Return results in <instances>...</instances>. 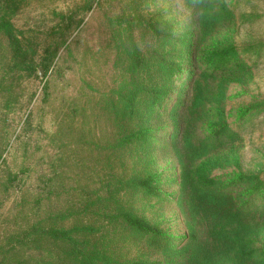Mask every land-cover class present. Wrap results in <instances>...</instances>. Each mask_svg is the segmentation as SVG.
I'll return each instance as SVG.
<instances>
[{"label":"rangeland","instance_id":"obj_1","mask_svg":"<svg viewBox=\"0 0 264 264\" xmlns=\"http://www.w3.org/2000/svg\"><path fill=\"white\" fill-rule=\"evenodd\" d=\"M225 3L224 24L214 35L232 32L237 62L214 71L201 61L212 36H202L195 0H0V20L10 17L34 67L12 69L0 28V264H59L57 253L70 245L46 238L52 225H83L109 260L180 262L116 212L158 224L173 245L191 240L183 183L192 195L201 160L187 149L188 135L223 146L212 156L236 158L238 164L231 159L214 176L256 173L264 180V0H216L214 8ZM165 29L175 42H189L178 45L176 51L186 49L183 69L169 82L164 72L175 49L168 44L175 42L161 37ZM196 79L205 97L198 111ZM162 80L169 94L152 115V133L140 135L146 93ZM149 174L157 175L159 197L131 182ZM262 226L249 242L251 264H264ZM198 228L201 243L206 227Z\"/></svg>","mask_w":264,"mask_h":264},{"label":"trees","instance_id":"obj_2","mask_svg":"<svg viewBox=\"0 0 264 264\" xmlns=\"http://www.w3.org/2000/svg\"><path fill=\"white\" fill-rule=\"evenodd\" d=\"M9 2L17 4L18 0H9ZM195 2L201 11V25L204 28L202 36H212V42L204 50L201 61L206 67L209 66L214 71L222 69L230 62L236 64V55H238L239 47L233 41L232 32L227 30L223 38L220 35H214L217 27L224 24L223 20L224 15L227 14V4L225 3V5L215 9L214 2L216 0H195ZM13 27L14 24L10 17H1L0 28L4 30L7 42L11 48L10 52L13 53L12 69L20 73L34 67L27 59L22 37L16 33ZM172 35L173 30L165 29L161 37L164 40L175 42L172 39ZM182 39L180 37L175 43L170 44V42L168 44V46L175 49V55L174 53L171 54L178 61L176 62L172 58L169 59L171 63H167L168 65H166V71L164 72L166 82L170 81L173 73L177 74L183 69V65H180V63L184 61L183 55H186V49L180 51H176V49L180 43L184 47L189 42ZM251 47H255V45H249L250 50ZM187 50L190 51V49ZM187 54L190 53L187 52ZM141 63L146 68L151 67V62L148 60L141 59ZM173 63H177V65L173 66ZM160 82L161 85H156L151 89V92L147 91L146 93L147 98L144 103H147V106L141 110L144 121L141 124L140 135L152 133V129L148 126L152 115L157 107H161V102L169 94L168 84H163V80ZM192 87L200 99V103L193 106V110L198 111L205 105L203 83L196 79ZM220 98H224L223 92L220 93ZM134 99H132L131 94L126 108ZM142 104L143 101L137 102V105ZM217 130L216 124L211 123L210 131L213 133ZM184 142L192 157L195 160H201L194 172L193 179L195 181L192 184L195 187L192 195L189 191H186L188 185L183 183V197L185 201L190 199L184 214L190 236L192 237L191 240L182 246L173 245L170 238L160 229L158 224H152L146 219L133 215L128 210L117 211L116 213L123 216L129 229L137 232L146 242H150V245L155 242H161L159 246L161 253L178 258L180 262H177V264H251L255 250H248L250 248L249 242L253 236L262 230V224H264V180L256 173H239L225 178L214 176L213 172L216 169L230 165L229 160L233 159L238 164L236 158L225 155L212 156L213 151L219 150L223 146L207 139L194 140L188 135V137L184 138ZM156 176L149 174L138 181L132 179L131 182H137V185L140 186L145 194L159 197L161 192L156 187ZM104 210H106V207ZM106 213L108 212L106 211ZM190 216L194 223H191ZM54 221L55 217L53 215L50 223ZM109 222L112 223V221ZM201 225L206 227L207 237L200 243L198 240L200 229L198 227ZM82 226L72 225L68 228H61L52 225V227L46 228L44 232L46 238H50L53 244L60 242L70 245L68 253H57L56 260L59 264H148L136 259L119 262L114 260V258L107 259L108 256L105 258L101 255L99 256V251L96 249L99 244L93 242V237H88L86 229ZM33 228L37 229L38 226L33 225ZM99 229L100 227H98ZM32 233L36 234L38 230H32ZM11 260H15L13 264H16L17 259ZM254 263L262 264L260 261H254ZM17 264H25V262L21 260Z\"/></svg>","mask_w":264,"mask_h":264},{"label":"water","instance_id":"obj_3","mask_svg":"<svg viewBox=\"0 0 264 264\" xmlns=\"http://www.w3.org/2000/svg\"><path fill=\"white\" fill-rule=\"evenodd\" d=\"M40 71H41V72H40V74H42V72H43V69H41Z\"/></svg>","mask_w":264,"mask_h":264}]
</instances>
